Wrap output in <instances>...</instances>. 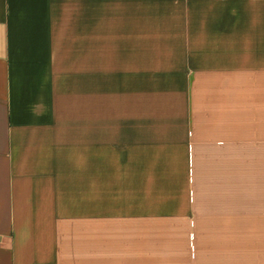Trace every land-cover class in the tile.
Here are the masks:
<instances>
[{
  "label": "crops",
  "instance_id": "crops-1",
  "mask_svg": "<svg viewBox=\"0 0 264 264\" xmlns=\"http://www.w3.org/2000/svg\"><path fill=\"white\" fill-rule=\"evenodd\" d=\"M0 264H264V0H0Z\"/></svg>",
  "mask_w": 264,
  "mask_h": 264
}]
</instances>
